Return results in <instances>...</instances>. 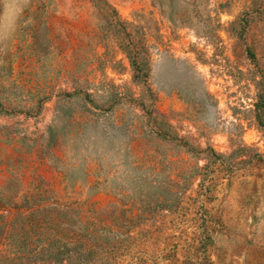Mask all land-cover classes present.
<instances>
[{"label":"rangeland","instance_id":"1","mask_svg":"<svg viewBox=\"0 0 264 264\" xmlns=\"http://www.w3.org/2000/svg\"><path fill=\"white\" fill-rule=\"evenodd\" d=\"M260 120L264 0H0V264H264Z\"/></svg>","mask_w":264,"mask_h":264},{"label":"trees","instance_id":"2","mask_svg":"<svg viewBox=\"0 0 264 264\" xmlns=\"http://www.w3.org/2000/svg\"><path fill=\"white\" fill-rule=\"evenodd\" d=\"M133 65H134V63H133ZM259 122V126L261 127V129H262V132L264 133V120H260V121H258Z\"/></svg>","mask_w":264,"mask_h":264}]
</instances>
